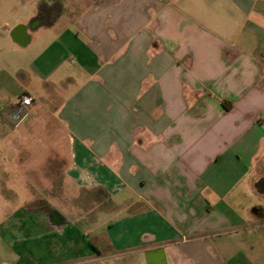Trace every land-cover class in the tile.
Returning <instances> with one entry per match:
<instances>
[{
    "label": "crops",
    "instance_id": "1",
    "mask_svg": "<svg viewBox=\"0 0 264 264\" xmlns=\"http://www.w3.org/2000/svg\"><path fill=\"white\" fill-rule=\"evenodd\" d=\"M0 138V264H264V0H0Z\"/></svg>",
    "mask_w": 264,
    "mask_h": 264
},
{
    "label": "rangeland",
    "instance_id": "2",
    "mask_svg": "<svg viewBox=\"0 0 264 264\" xmlns=\"http://www.w3.org/2000/svg\"><path fill=\"white\" fill-rule=\"evenodd\" d=\"M8 52L9 53L11 52L10 54H14L11 49H9L8 51H6L5 54H7ZM18 55H19V57H10L11 63L14 64V65H18V64L20 65L21 64L23 67H8V68H10L11 70H16V69H19V68H25L26 70H29L30 63L32 62V59L29 56V53H27V52H21V54H18ZM11 83H12L11 80L5 79V84L6 85L7 84H11ZM8 129H9L8 126H5V130H8ZM39 154H32V159H30V160H32V163H34L36 160H38V164L40 163V161H39L40 159L39 158H41V157H39ZM10 160H12V156L8 153V146L7 145H5V146L2 145V139L0 138V163H1V165H5L6 166L10 162ZM6 169L0 168V172L13 173V170H11V169L6 170ZM8 186H7V182H6V185H5L4 188L6 190L5 195L8 196V197L5 196V200L12 203V200L13 199L10 196L12 195L11 193H13V191L9 190V191H11V193H10L7 190L8 189ZM20 187L18 186L17 183H13L12 182V184L10 185L9 188L12 189V190H14L16 193H18L19 192L18 189L20 190ZM19 197H20L19 203L21 204V206H24L25 199L22 198L23 197V194L21 192H20ZM42 202L44 203V201H42ZM30 206L33 207V208H38V205H35L34 202H33V204H30ZM0 219H1V217H0ZM37 219L40 220L38 217L28 219L27 217H24L23 216L22 217V220H20V221L22 223L21 230H26V233L25 234L13 235L12 233H8V234H5L4 233L5 235L4 234H2V235L0 234V237L2 238V236L4 235V237H3L2 240L5 241V242H8L10 244H16L17 242H20V243L21 242H27V244L30 245L31 247H40L41 245H44V244H47V243H50V242L54 241L51 238L49 239L48 236H45V234L47 232L46 229H44V228H41V229L34 228L33 222L38 221ZM17 221L18 220H13V218L11 217L9 219V222H10L9 228L10 229H13V226H15V229H18V225L17 224H14L13 225V223L14 222H17ZM54 225L56 226V224H54ZM57 225H62V224L59 223ZM0 229H1L0 231L3 232L2 227H0ZM28 229H31V230L28 231ZM49 229H53V228L50 227ZM39 253L42 255V251L41 250H38V255H39ZM52 255H53V257H55V255H56L55 250H51V256ZM47 258H48V256H47Z\"/></svg>",
    "mask_w": 264,
    "mask_h": 264
},
{
    "label": "built area",
    "instance_id": "3",
    "mask_svg": "<svg viewBox=\"0 0 264 264\" xmlns=\"http://www.w3.org/2000/svg\"><path fill=\"white\" fill-rule=\"evenodd\" d=\"M32 104L33 98L29 95H24L14 102V105L20 107L22 110L32 106Z\"/></svg>",
    "mask_w": 264,
    "mask_h": 264
},
{
    "label": "flooded vegetation",
    "instance_id": "4",
    "mask_svg": "<svg viewBox=\"0 0 264 264\" xmlns=\"http://www.w3.org/2000/svg\"><path fill=\"white\" fill-rule=\"evenodd\" d=\"M51 217H52V219L54 220V219L58 218V214H56V213H52ZM55 221H56V220H55ZM57 222H58V221H57Z\"/></svg>",
    "mask_w": 264,
    "mask_h": 264
}]
</instances>
